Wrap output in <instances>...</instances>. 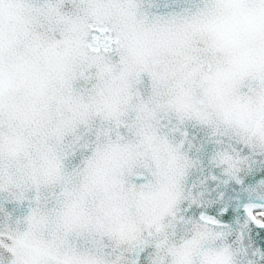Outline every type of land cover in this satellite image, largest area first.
<instances>
[{
	"label": "snow or ice",
	"instance_id": "6c2138e0",
	"mask_svg": "<svg viewBox=\"0 0 264 264\" xmlns=\"http://www.w3.org/2000/svg\"><path fill=\"white\" fill-rule=\"evenodd\" d=\"M0 264H264V0H0Z\"/></svg>",
	"mask_w": 264,
	"mask_h": 264
}]
</instances>
